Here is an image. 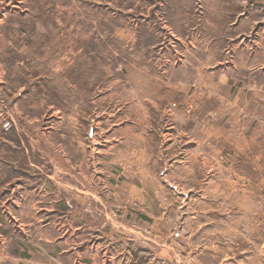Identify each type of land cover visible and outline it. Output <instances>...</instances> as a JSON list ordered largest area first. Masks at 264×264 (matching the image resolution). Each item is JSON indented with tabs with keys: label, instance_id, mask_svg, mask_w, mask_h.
<instances>
[{
	"label": "rangeland",
	"instance_id": "1",
	"mask_svg": "<svg viewBox=\"0 0 264 264\" xmlns=\"http://www.w3.org/2000/svg\"><path fill=\"white\" fill-rule=\"evenodd\" d=\"M0 264H264V0H0Z\"/></svg>",
	"mask_w": 264,
	"mask_h": 264
}]
</instances>
